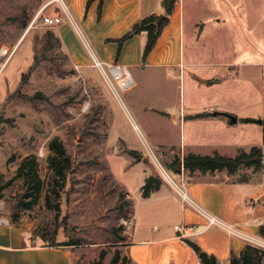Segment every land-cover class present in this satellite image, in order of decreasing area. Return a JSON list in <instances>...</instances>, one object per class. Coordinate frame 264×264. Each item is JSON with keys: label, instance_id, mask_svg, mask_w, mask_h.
Returning a JSON list of instances; mask_svg holds the SVG:
<instances>
[{"label": "rangeland", "instance_id": "1", "mask_svg": "<svg viewBox=\"0 0 264 264\" xmlns=\"http://www.w3.org/2000/svg\"><path fill=\"white\" fill-rule=\"evenodd\" d=\"M51 1L0 0L1 184L12 180L19 164L32 155L47 185L48 146L58 138L73 168L58 198L61 209L47 208L42 197L32 209H20L18 224L47 244L79 240L70 247L80 264H112L117 256L120 261L126 256L132 213L140 217L142 209L133 211L126 187L137 201L134 187L140 185L135 182L142 181L144 169L153 168L162 178L159 164L170 173L165 163L177 156L171 149L164 151L167 158L161 156L151 139L153 118L144 115L141 121L129 99L135 96L140 105H151L152 91L162 84L171 89L172 83L129 67L138 84L114 92L98 68H76L62 49L56 26L37 16L42 8L43 15L61 13V5ZM87 1L86 11L92 3ZM178 1L184 11L185 56L239 66L241 72L259 68L244 65L264 62V0ZM96 16L100 18L98 5ZM258 112L264 119V105ZM125 145L136 150L133 156ZM141 159L143 164L129 166ZM245 169L236 178L246 176ZM22 190L20 179L11 181L0 206L10 213Z\"/></svg>", "mask_w": 264, "mask_h": 264}, {"label": "crops", "instance_id": "2", "mask_svg": "<svg viewBox=\"0 0 264 264\" xmlns=\"http://www.w3.org/2000/svg\"><path fill=\"white\" fill-rule=\"evenodd\" d=\"M86 1H66L76 27L68 21L55 27L62 49L76 68L92 65L88 49L102 62H118L136 71L139 69L141 73L148 70L172 83L171 89L162 84L152 91L151 105H140L135 96L129 99L141 121L144 115L153 118L150 131L155 135L151 139L162 157H168L165 154L168 149L176 151L183 159L189 153L234 157L240 151L261 148L260 169H245L247 175L243 178H236L237 172L231 175L225 170L190 173L182 168L180 173H170L197 206L224 226L263 239L259 229L264 225V119L255 109L264 105V62L244 65L259 68L241 72L239 66L185 56L181 1L176 2L168 15L167 23L145 60L142 59L147 37L144 31L124 41L117 55L116 40L128 33L135 23L150 15H164L162 0H104L99 19L96 16L98 0L92 1L87 11ZM222 67L227 69L222 70ZM202 113L209 116L193 117ZM229 116L236 121L232 123ZM126 149L130 156H133L130 151H136L127 146ZM140 163L144 160L134 164L129 161V166ZM142 174V181L135 182L140 185L134 187L139 190L137 201L134 199L136 203L130 191L133 189L126 187L133 211L135 207H142L141 218L135 211L132 213L125 246L132 264H202L185 240L195 242L219 264H230L232 256L241 255L248 244L246 240L224 226L205 229V218L184 204L177 190L162 178L159 187L143 197L141 185L148 177L157 175L153 168L144 169ZM187 225L195 226V233H182L175 228ZM0 264L80 263L70 246L44 243L29 228L12 222L10 213L0 206Z\"/></svg>", "mask_w": 264, "mask_h": 264}, {"label": "trees", "instance_id": "3", "mask_svg": "<svg viewBox=\"0 0 264 264\" xmlns=\"http://www.w3.org/2000/svg\"><path fill=\"white\" fill-rule=\"evenodd\" d=\"M94 0H88L89 5ZM104 0H98V16L101 15V9ZM176 4V0H162V7L164 9V17L159 24H156L157 16L150 15L142 18L135 23L131 30L117 39L119 55L121 46L124 41L132 37L133 35L141 32H146V42L143 48L142 59L148 56L153 49L158 36L167 23V17L171 14ZM209 114L202 113L196 114L194 118L207 117ZM250 121V120H249ZM49 149L52 154L48 156V164L50 169V175L48 177L47 185L45 180L41 178L35 156H27L18 166L15 176L7 184L2 185L1 180L3 174H0V200L2 199L3 190L11 183V181L20 179L22 181L23 190L20 192L18 200L13 204L10 211V220L12 222H18L20 209H32L40 200L44 198L47 208L60 211V204L58 198L63 191L68 174L73 171L72 161L66 152L64 144L58 139L53 138L49 143ZM131 155L135 154V151H130ZM262 151L259 147H252L248 152L240 151L234 157H226L219 154L213 156H200L192 153L187 154L183 159L179 156L165 163L166 168L173 173H180L182 168L193 172L201 173H214L217 171H227L228 174H235L242 167L252 168L254 171L259 170L262 165ZM161 183L159 176L148 177L141 187L142 196L148 197L150 193L156 190ZM47 186V187H46ZM260 236L264 239V225L259 229ZM43 235V234H42ZM186 243L196 252L202 264H219L217 259L202 251L200 247L193 241L185 240ZM79 244V240H71L67 243H61L64 246H74ZM50 245H57L51 243ZM264 260V249L246 244L240 256H232L230 258V264H262ZM119 257L113 259L112 264L118 263ZM120 264H132L130 258L124 256Z\"/></svg>", "mask_w": 264, "mask_h": 264}, {"label": "built area", "instance_id": "4", "mask_svg": "<svg viewBox=\"0 0 264 264\" xmlns=\"http://www.w3.org/2000/svg\"><path fill=\"white\" fill-rule=\"evenodd\" d=\"M54 1L59 3V5H61V8L59 7L61 10V13L57 15H43V8H42L37 15V16H40L41 22L45 25L52 26V27L58 26L59 24L66 22V21L74 22L72 15L70 13L68 4L64 0H52L50 3H53ZM89 54L92 59V66L100 70L106 83L114 92H117V90L126 91L134 84L132 75L128 67L118 62L104 63L98 60L91 52H89ZM158 169L162 176V179L167 181L170 185H172V187H174L177 190L182 202L192 207L194 210H196L198 213H200L205 218L206 220L205 229L212 227V226H224V224L220 220H218L216 217L208 214L207 212L202 210L199 206H197L190 199V197L188 196L184 188H181L176 184V182L171 177V174L166 169H164L161 164H159ZM224 227H226V229L232 234L236 236H240L242 239L246 240L248 244L264 249L263 239L254 238L252 236L243 234L242 232L230 226H224ZM175 228L178 229L182 233H185L187 231L193 234L196 231V228L193 225L192 226L187 225L183 227L175 226Z\"/></svg>", "mask_w": 264, "mask_h": 264}, {"label": "water", "instance_id": "5", "mask_svg": "<svg viewBox=\"0 0 264 264\" xmlns=\"http://www.w3.org/2000/svg\"><path fill=\"white\" fill-rule=\"evenodd\" d=\"M163 17H164V15H160V16L158 17V19L156 20V23L159 24ZM229 118H230V121H231L232 123H234V122L236 121V118L233 117V116H229Z\"/></svg>", "mask_w": 264, "mask_h": 264}, {"label": "bare ground", "instance_id": "6", "mask_svg": "<svg viewBox=\"0 0 264 264\" xmlns=\"http://www.w3.org/2000/svg\"><path fill=\"white\" fill-rule=\"evenodd\" d=\"M6 51H4V53H5Z\"/></svg>", "mask_w": 264, "mask_h": 264}]
</instances>
